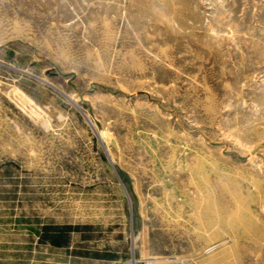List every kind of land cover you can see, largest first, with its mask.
Segmentation results:
<instances>
[{"label":"rangeland","instance_id":"1","mask_svg":"<svg viewBox=\"0 0 264 264\" xmlns=\"http://www.w3.org/2000/svg\"><path fill=\"white\" fill-rule=\"evenodd\" d=\"M0 264H264V0H0Z\"/></svg>","mask_w":264,"mask_h":264}]
</instances>
